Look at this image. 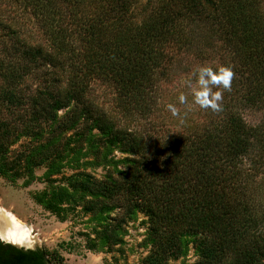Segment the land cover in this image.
Wrapping results in <instances>:
<instances>
[{"label":"trees","instance_id":"1","mask_svg":"<svg viewBox=\"0 0 264 264\" xmlns=\"http://www.w3.org/2000/svg\"><path fill=\"white\" fill-rule=\"evenodd\" d=\"M24 18L36 39L20 33ZM0 30V98L6 101L0 112L22 114L37 124L35 132L66 109L62 127L82 118L88 129L133 156L117 179L74 183L82 194L119 200L127 213L138 209L148 216L146 264L178 256L185 236L194 238L197 264L264 263V216L249 202L264 200V183L251 178L264 166V118L254 126L242 115L264 113V13L252 0H0ZM184 54L234 72L231 90L217 89L222 110L211 111L212 120L182 126L170 138L152 137L118 126L91 103V88L99 83L126 118L148 116L161 83L176 75ZM35 72V94L20 95L24 78ZM52 139L38 154H24V162L38 165ZM253 151L257 159L246 168ZM94 204L86 206L93 210ZM0 264L52 261L43 249L0 240Z\"/></svg>","mask_w":264,"mask_h":264},{"label":"rangeland","instance_id":"2","mask_svg":"<svg viewBox=\"0 0 264 264\" xmlns=\"http://www.w3.org/2000/svg\"><path fill=\"white\" fill-rule=\"evenodd\" d=\"M252 1L264 13V0ZM20 22L22 36L31 35L35 39L39 36L36 29H29L25 18ZM3 34L0 30V35ZM3 41L7 42V37ZM4 46L0 43V55ZM177 61L176 75L161 83L154 111L146 117H134V121V118H126L115 104L114 95L108 87L99 83L91 88V103L114 117L118 126L152 137L170 138L181 131L182 126L201 124L208 118L212 120V110L193 104L185 85L193 69L204 66L203 63L190 54L181 55ZM208 63L205 66L211 65V62ZM39 81L36 72L24 78L20 95L35 94ZM2 85L0 78V90ZM181 94L188 96V104L179 102ZM5 103V99L0 98V104ZM170 104L177 108L179 116L171 114L168 109ZM65 111H57L55 121L46 122L35 132L31 129L37 124L22 114L12 110L8 114L0 112V152H3L0 168L5 169L4 173H0V207L28 226L36 238L32 246L20 247L43 249L52 264H146L151 251L148 216L138 209L127 213L123 207L118 208L119 200L82 194L74 183L82 178L95 182L117 179L129 165L128 158L133 156L120 151L115 144L107 143L97 130L88 129L82 118L74 126L62 127L68 119L64 116ZM242 112L249 125L256 126L264 118L261 111ZM25 124L30 126L29 131L24 129ZM57 128L60 131L54 132ZM51 137L55 144L42 150L38 165L24 162V154H38V148ZM253 152L252 157L245 159L246 168H249L250 159H257L256 151ZM8 163H12L13 167ZM31 165H34L33 180L27 175ZM251 178L264 183V166ZM53 189L55 191L51 192ZM47 198H51V203L46 202ZM90 201L95 203L93 210L86 206ZM249 202L254 204L257 216H264V200ZM198 260L194 238L185 236L181 238L180 254L168 259L166 264H197Z\"/></svg>","mask_w":264,"mask_h":264},{"label":"clouds","instance_id":"3","mask_svg":"<svg viewBox=\"0 0 264 264\" xmlns=\"http://www.w3.org/2000/svg\"><path fill=\"white\" fill-rule=\"evenodd\" d=\"M234 78V72L231 67L219 65L215 68L212 66H198L192 71L190 79L185 81L189 89L191 102L198 105L201 109H211L214 112L222 110L223 92L230 91ZM181 104H188V96L181 94L179 96ZM168 109L173 116H179L180 112L174 105H168Z\"/></svg>","mask_w":264,"mask_h":264},{"label":"bare ground","instance_id":"4","mask_svg":"<svg viewBox=\"0 0 264 264\" xmlns=\"http://www.w3.org/2000/svg\"><path fill=\"white\" fill-rule=\"evenodd\" d=\"M0 238L18 246H32L36 242L28 226L10 211L0 207Z\"/></svg>","mask_w":264,"mask_h":264},{"label":"water","instance_id":"5","mask_svg":"<svg viewBox=\"0 0 264 264\" xmlns=\"http://www.w3.org/2000/svg\"><path fill=\"white\" fill-rule=\"evenodd\" d=\"M0 240H1L2 242H4V243H9V244H11V245H13V246H15V247L21 248L20 246L14 244V243L8 242V241H6V240H3V239H1V238H0ZM25 249H29V248H25Z\"/></svg>","mask_w":264,"mask_h":264}]
</instances>
